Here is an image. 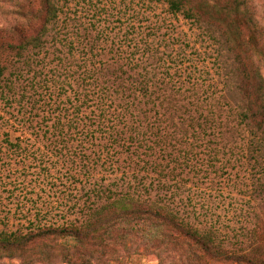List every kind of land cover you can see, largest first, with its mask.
Listing matches in <instances>:
<instances>
[{
    "label": "rangeland",
    "instance_id": "obj_1",
    "mask_svg": "<svg viewBox=\"0 0 264 264\" xmlns=\"http://www.w3.org/2000/svg\"><path fill=\"white\" fill-rule=\"evenodd\" d=\"M208 1L211 36L164 0H60L58 37L19 57L0 50L4 77L15 81L0 91V230L50 229L22 251L0 246V264H86L73 247L91 250L92 264H264V134H220L235 123L223 116L231 99L223 61L238 68V84L250 83L254 63L264 77V0ZM39 2L0 0V44L20 43L11 30L19 9L36 15L25 36L40 29ZM208 109L214 122L201 127L196 116ZM182 116L195 117L192 125ZM133 175L151 198L165 193L158 179L179 180L178 209L192 227L214 231L213 249L223 254H188L200 243L164 238L159 216L134 229L118 222L110 237L80 243L59 234L79 225L89 189H116L113 181L126 189ZM129 228L135 234L120 236Z\"/></svg>",
    "mask_w": 264,
    "mask_h": 264
},
{
    "label": "trees",
    "instance_id": "obj_2",
    "mask_svg": "<svg viewBox=\"0 0 264 264\" xmlns=\"http://www.w3.org/2000/svg\"><path fill=\"white\" fill-rule=\"evenodd\" d=\"M164 2L166 3V8L169 12L172 14H182L184 18L189 19L191 23L197 26V28H201V32L204 35L211 34L212 31L208 21L202 17V15L206 16L204 8L209 6L210 2L208 0H164ZM38 5L40 7L42 6V9H39L37 13L38 19L42 17L40 29L29 37L25 36L26 30L30 28L32 25L31 22L36 19V15L32 14V16L28 18V14L26 15L22 9H19L17 13L18 17H16L18 20L12 24L11 30L20 35L22 39L19 40L20 43L16 46H12V44L3 46V44H0V50L3 51V47L7 50L15 49V54L19 57L21 56L20 50L25 49L27 46H31L32 48L37 49V51H40L45 47L47 36H51V38L58 37L59 31L57 30V20L59 14L64 10L63 4H60V0H40ZM240 6V3L235 2L234 12L244 13L245 10H240ZM222 9H224V7L221 8V10ZM243 9H245L244 5ZM224 17L226 16L223 15L221 18ZM236 37L239 36H234V38ZM220 44L223 45L222 41H220ZM258 54H261L264 59L263 50H258ZM258 58L260 57L258 56ZM25 59H31V61L23 60L24 67H26V70L28 71L32 68L33 58L28 57ZM234 60L237 63H240L238 55H236V59ZM223 62L226 65L221 66L224 72V76H222L223 86H225L226 91L229 92L231 96V99L229 98L224 101V104L228 109L224 110L225 114H223V116L226 118V121H234L235 123H232L231 125L229 124L227 127L223 126L224 129L220 126L221 138H226V132H228L229 129L235 134H240L241 129L243 128H248L252 131L258 130L264 134V77L259 72V65L257 66V64L254 63V65L251 66L252 75L250 77V83L247 85L243 83V85H241L237 83L236 79L238 68L228 65L225 61ZM6 69V66L0 64V91H2L4 87L12 89L15 86L14 80L6 79L4 77ZM19 72L20 71H18L17 76L20 75ZM168 103L170 104V102ZM221 106L222 105H220V107ZM171 108L175 107L171 106ZM214 110L208 109L207 113L196 116L197 118L201 117V122L203 123V126H201L202 123H197V125L204 127L209 124V127L214 122V119L210 118V116L215 114L213 113ZM184 111H188V107H186ZM221 112L223 113V111L220 110L216 115L221 117ZM194 118L195 117L191 116L181 117L182 120L187 119L190 126L192 125L191 122L194 121ZM183 131H185V129H183ZM165 136L170 137V135L165 134L163 137H159L154 143L156 145L160 144L163 138L167 139ZM148 147L151 149V146ZM149 164L154 170H156L157 166L160 168L157 171L158 174L166 175L158 162L154 161ZM133 177L136 178V175H133ZM158 182L161 183L160 187L166 189L164 192H168L169 195L164 193L162 196L158 195L156 198H151L147 195L150 189L142 185L141 178L137 179L135 184L127 185L126 189H118L114 181L111 183V186H115L116 189L111 188L108 185H97L92 187V189L87 191L88 202L80 208V210L83 208L81 210V215L83 210H85V212L83 213L84 217L79 222V225L76 226L71 222L69 224L71 230L69 228L60 229L59 234L62 236H70L80 243L81 240H86V237L90 240L101 237H110L111 233L108 230L109 226L118 224V222L123 221L126 224H131L134 229L135 224L139 225L142 221L148 218L159 216L158 220H160L165 227L162 233L164 238H177L182 236L192 242L200 243L198 245L194 244V248L192 247V250H189L188 254L192 255L194 253L193 256L198 255V257L203 253L210 252L223 254V251L220 249L219 251L213 249L212 241L216 236V233L211 229L199 231L192 227L188 216H184L178 209H182L185 205L181 198V204L174 202V198L180 196V191L182 190L180 181L175 180L171 184H166L164 181L158 179ZM187 204L190 205L189 199ZM84 226L88 228L82 230L81 228H85ZM94 226H96V228H94ZM97 228H99L100 232L93 234ZM88 229H90V231L86 232ZM49 230L50 229L43 230L39 228H29L28 231L21 232L18 229H3L0 230V246H9L12 248L19 247L20 251H22L26 248L27 244L40 236H43ZM130 230L132 229L129 228L128 231L123 232L120 236L125 234H135L128 233ZM72 253L84 255L87 260L86 264H92L89 260L93 257L91 250L89 251L87 249L73 247Z\"/></svg>",
    "mask_w": 264,
    "mask_h": 264
}]
</instances>
